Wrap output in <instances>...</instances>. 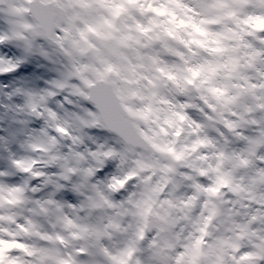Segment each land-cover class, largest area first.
Instances as JSON below:
<instances>
[{
  "label": "snow or ice",
  "instance_id": "6c2138e0",
  "mask_svg": "<svg viewBox=\"0 0 264 264\" xmlns=\"http://www.w3.org/2000/svg\"><path fill=\"white\" fill-rule=\"evenodd\" d=\"M7 3L0 264H264V0ZM138 68L185 97L167 144Z\"/></svg>",
  "mask_w": 264,
  "mask_h": 264
},
{
  "label": "clouds",
  "instance_id": "9594fccd",
  "mask_svg": "<svg viewBox=\"0 0 264 264\" xmlns=\"http://www.w3.org/2000/svg\"><path fill=\"white\" fill-rule=\"evenodd\" d=\"M8 7L7 0L0 4V8L5 12ZM133 63L136 61L133 60ZM125 75L131 83L118 82V86L137 93L128 100L132 109L141 115V118L134 122L156 143L167 144L172 141L171 134L174 128L169 125L168 121L174 120L172 113L180 103L184 102L185 97L180 96L166 80L154 71L138 68L136 75L128 72ZM141 76L145 79H141Z\"/></svg>",
  "mask_w": 264,
  "mask_h": 264
},
{
  "label": "rangeland",
  "instance_id": "374dc122",
  "mask_svg": "<svg viewBox=\"0 0 264 264\" xmlns=\"http://www.w3.org/2000/svg\"><path fill=\"white\" fill-rule=\"evenodd\" d=\"M31 69H29V71H30Z\"/></svg>",
  "mask_w": 264,
  "mask_h": 264
}]
</instances>
